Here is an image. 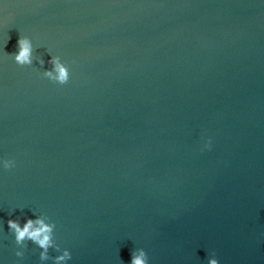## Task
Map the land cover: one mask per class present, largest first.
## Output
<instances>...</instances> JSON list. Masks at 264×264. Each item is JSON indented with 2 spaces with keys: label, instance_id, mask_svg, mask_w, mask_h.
Returning a JSON list of instances; mask_svg holds the SVG:
<instances>
[{
  "label": "water",
  "instance_id": "95a60500",
  "mask_svg": "<svg viewBox=\"0 0 264 264\" xmlns=\"http://www.w3.org/2000/svg\"><path fill=\"white\" fill-rule=\"evenodd\" d=\"M20 34L31 68L6 54ZM6 36L0 264H39L2 222L41 213L70 264L139 247L149 264H264L261 0H3ZM52 54L65 85L40 75Z\"/></svg>",
  "mask_w": 264,
  "mask_h": 264
},
{
  "label": "clouds",
  "instance_id": "9594fccd",
  "mask_svg": "<svg viewBox=\"0 0 264 264\" xmlns=\"http://www.w3.org/2000/svg\"><path fill=\"white\" fill-rule=\"evenodd\" d=\"M261 2L264 3V0H261ZM2 3L3 0H0V4ZM7 40L8 36L0 39V52L2 53H5L3 48ZM6 54L16 65L31 68L33 65V39L27 35L20 34L16 40L14 53ZM38 63L43 67V60H39ZM47 64L48 67L44 68L43 72H40L42 78L56 85H65L69 82V66L59 55H50ZM212 145V137L202 135L199 150L201 152L210 151ZM15 166L16 162L14 159L0 157V171H8L15 168ZM34 217L25 218L23 221L19 218H12L2 222L3 225L6 223L8 231L14 238L18 249L15 251V256L22 260L26 242H31L32 245H35L39 249V264H48L49 261H51V264H70L72 260L71 252L67 248H61L55 239V223L44 213L34 215ZM50 249L54 250L57 254L50 256ZM129 256V264H149L148 256L142 247L132 249ZM207 264H220L215 252L208 254Z\"/></svg>",
  "mask_w": 264,
  "mask_h": 264
}]
</instances>
